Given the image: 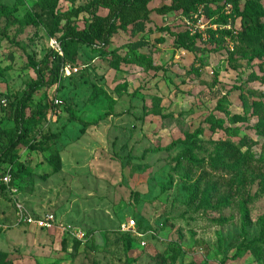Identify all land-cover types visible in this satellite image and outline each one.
I'll return each mask as SVG.
<instances>
[{
  "label": "rangeland",
  "instance_id": "rangeland-1",
  "mask_svg": "<svg viewBox=\"0 0 264 264\" xmlns=\"http://www.w3.org/2000/svg\"><path fill=\"white\" fill-rule=\"evenodd\" d=\"M46 1L0 0L17 7L0 21L5 111L36 80L29 62L55 47L52 14L89 0ZM165 4L156 0L149 8ZM199 13L197 19L152 14L141 31H119L107 48L80 45L74 55L59 54V83L33 98L44 116L13 160L0 164V264H264L261 179L237 188L209 162L214 145L226 139L209 126L224 118L223 106L246 114V123L224 119V126L240 128L239 137L260 156L264 140L253 132L256 119L247 108L264 86L249 77L257 61L228 63L225 50L235 41L215 37L223 48L215 53L207 30L217 25ZM167 31L197 36L193 51L177 49ZM130 50L156 70L134 63ZM70 115L90 126L83 129ZM0 122L13 130L11 121ZM192 154L197 169L185 161ZM19 165L23 173L5 182Z\"/></svg>",
  "mask_w": 264,
  "mask_h": 264
},
{
  "label": "trees",
  "instance_id": "trees-1",
  "mask_svg": "<svg viewBox=\"0 0 264 264\" xmlns=\"http://www.w3.org/2000/svg\"><path fill=\"white\" fill-rule=\"evenodd\" d=\"M154 1L156 0H89L86 4L68 12L52 14L51 35L64 55H74L76 48L80 45L98 49L107 48L112 37L119 31L130 28L141 31L150 22L152 14L161 17L179 14L184 18L197 19L201 10L209 21L217 25L216 30H207L210 43L215 46V53L223 49L218 47L219 42L215 37L235 41L236 44L231 48V52L227 48L225 50L228 63L235 65L238 59L244 60L246 64L257 61L258 72L251 71L249 77L264 86V5L260 0H168V4L150 9L149 5ZM228 5L231 8L227 13ZM16 9L15 6L9 8L0 5V21L8 13L16 12ZM98 11L104 14H98ZM236 21H238L237 29L234 28ZM167 33L172 37L173 45L177 49L185 52L193 51L197 36L187 37L170 31ZM0 37H3L1 28ZM129 56L134 63L145 70H156L148 60L133 50H130ZM233 56H236L235 60ZM61 63V56L53 49L47 52L38 63L29 62L36 80L28 83L22 94L7 104L8 111L0 105V111L4 113L0 121H11L14 126L10 132L0 128V164L10 163L13 160L18 147L27 140L29 128L44 116L45 110L39 107V103L34 106L33 98L38 92L48 90L59 83ZM232 68L237 70L235 66ZM5 71V68L0 67V77ZM50 104L54 105L53 99H50ZM69 109L67 108L68 111ZM247 110L250 112L249 117L256 119V124L252 127L253 132L264 140V92L253 97ZM221 112L224 118L213 119L209 125L212 133L220 131L226 138L214 145V155L209 161L212 169L226 172L229 176L228 181L230 183L233 181V185L235 184L237 188L240 183H246L251 178H260L262 189H264V172L260 171L264 168V143L260 156L256 158L252 151L253 143L245 136L239 137L241 129L224 126V119L232 125L246 123V114H232L225 106L221 107ZM69 121L78 122L83 129L90 126L71 115ZM58 137L59 134L46 135L44 142L53 141ZM233 139H237V142ZM184 158L190 169L198 168L199 163L194 154L185 155ZM52 161L55 168L56 152H53ZM24 170L25 167L19 165L15 172L10 174V178L19 177ZM221 180L225 181V178ZM199 184L201 180L195 184L196 188H199ZM200 205H206L205 199L200 201ZM259 239L264 240V226L260 228Z\"/></svg>",
  "mask_w": 264,
  "mask_h": 264
},
{
  "label": "built area",
  "instance_id": "built-area-1",
  "mask_svg": "<svg viewBox=\"0 0 264 264\" xmlns=\"http://www.w3.org/2000/svg\"><path fill=\"white\" fill-rule=\"evenodd\" d=\"M230 8H231L230 5L226 6V10H227L226 12L227 13L230 10ZM226 28H229V27H226ZM53 50H55L58 54H61L60 48H59L58 44H56V43H55V47L53 48ZM55 103H56V101H55ZM9 179H10V175L6 176V178H4V181L7 182V181H9Z\"/></svg>",
  "mask_w": 264,
  "mask_h": 264
}]
</instances>
